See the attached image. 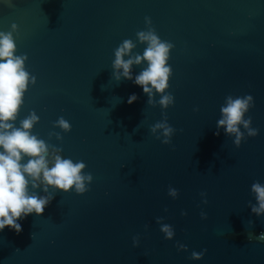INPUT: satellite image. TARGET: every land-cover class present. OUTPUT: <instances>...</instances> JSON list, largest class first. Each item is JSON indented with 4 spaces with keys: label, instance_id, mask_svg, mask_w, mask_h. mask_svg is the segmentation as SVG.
Returning <instances> with one entry per match:
<instances>
[{
    "label": "water",
    "instance_id": "water-1",
    "mask_svg": "<svg viewBox=\"0 0 264 264\" xmlns=\"http://www.w3.org/2000/svg\"><path fill=\"white\" fill-rule=\"evenodd\" d=\"M149 31L173 45L168 86L151 98L134 83L146 63L132 79L113 67L126 40L142 56L137 33ZM0 33L30 78L14 126L34 115L49 167L60 156L91 177L82 193L29 181L50 203L19 234L0 232V264H264V213L252 212V186L264 185V0H0ZM248 95L237 145L217 122L228 98Z\"/></svg>",
    "mask_w": 264,
    "mask_h": 264
},
{
    "label": "clouds",
    "instance_id": "clouds-1",
    "mask_svg": "<svg viewBox=\"0 0 264 264\" xmlns=\"http://www.w3.org/2000/svg\"><path fill=\"white\" fill-rule=\"evenodd\" d=\"M146 22H149L147 18ZM137 35L142 42L148 45L143 55L130 57L129 53L134 45L126 40L114 53L113 67L115 70H122L120 75L125 79H132L131 66L146 63L147 67L135 77L134 83L151 98L153 90L162 93L168 86L171 68L167 65V60L173 45L162 42L153 31L139 32ZM14 53L15 43L12 36L0 33V232L8 228L19 234L21 232L20 221L33 214L41 216L50 203L47 197H40L29 191V181H31L30 187L33 191L39 184H42L45 186L43 188L45 192L49 187L68 192L74 186L77 193H82L85 191L84 181L90 180L91 177L81 175L84 168L82 162L73 163L60 156H55L49 167V161L46 158L47 146L42 140L30 134V129L37 120L34 115L21 121L19 128L14 126L30 79L24 69L26 57L16 56ZM125 56H129V59L124 60ZM171 99L169 95L162 96L160 103L166 106ZM135 100V95L130 96L127 103L131 105ZM251 100L250 95L243 98H228L226 105L221 108L222 118L217 122V126L224 127L226 133H235L237 145L240 139L237 125L243 123L245 128L248 127L250 118L244 120L243 117ZM59 125L65 131L69 130L68 123L63 119L59 120ZM155 128H163L165 136L172 132L170 127L163 124H157ZM257 134V131L249 132L251 136ZM164 143L168 141L165 140ZM25 157L27 161L22 163ZM252 191L256 194L259 205L253 207L252 212L260 215L264 213V185L255 183ZM170 195L175 196L176 191L171 190ZM161 231L165 233L166 239L172 238L173 232L168 226H164ZM258 239L264 240V233L260 234ZM133 246H136L135 241ZM203 255V251L193 252L192 258L200 260Z\"/></svg>",
    "mask_w": 264,
    "mask_h": 264
}]
</instances>
